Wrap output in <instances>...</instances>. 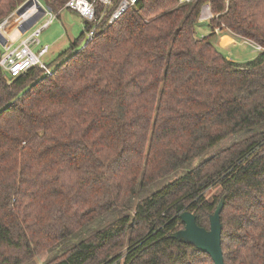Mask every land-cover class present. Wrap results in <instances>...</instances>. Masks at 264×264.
I'll list each match as a JSON object with an SVG mask.
<instances>
[{
  "label": "trees",
  "instance_id": "trees-1",
  "mask_svg": "<svg viewBox=\"0 0 264 264\" xmlns=\"http://www.w3.org/2000/svg\"><path fill=\"white\" fill-rule=\"evenodd\" d=\"M24 1L0 0V22ZM119 1L95 0L48 74L0 71V264L109 215L43 264H214L170 233L183 210L209 227L221 196L224 263L264 264V0H138L109 22ZM216 27L261 50L230 59Z\"/></svg>",
  "mask_w": 264,
  "mask_h": 264
},
{
  "label": "rangeland",
  "instance_id": "rangeland-1",
  "mask_svg": "<svg viewBox=\"0 0 264 264\" xmlns=\"http://www.w3.org/2000/svg\"><path fill=\"white\" fill-rule=\"evenodd\" d=\"M23 3V2H22ZM20 3V5L22 4ZM39 3L43 5L42 1L39 0ZM19 6V5H18ZM33 6V5H32ZM15 10V9H14ZM207 11V12H205ZM202 14L200 16V19L195 23V35L197 37H201L204 35H208L209 32L211 31V28L208 26V21L206 14H209L208 8H203L201 10ZM60 17L57 19L54 18V20L51 22L50 26L47 28H43L42 31H39V35L37 38L40 39V42L37 44H33L31 48H33L34 51H38L39 49V44L44 45L48 44L49 45V51L47 54L42 56V61L48 64V62H51V60L54 59V57L64 48L69 44V37L70 38H75L78 37L80 30L82 28V17L81 15H77L73 11H70L68 8H63L61 12H59ZM19 16L15 14L14 11H12L6 18L0 22V27L3 22L8 21L9 23L6 22V25L3 26L5 27L4 33L2 30H0V33H3V36L6 38V36H9L11 39L16 36L12 31L13 27L16 25L17 19ZM35 16L30 17L32 19ZM46 17H43L39 19L33 26L30 27V29L27 31L28 33H31V31L36 29V27H40L42 22H44ZM14 19V20H12ZM28 19V21H30ZM21 23V22H20ZM11 26V27H10ZM10 27V28H9ZM55 27L59 28L61 31L64 32L63 38L56 42L55 44L51 45V43H48V39H45L47 36H51L55 33ZM24 28V23L23 27ZM27 28V27H26ZM1 29V28H0ZM12 33V34H11ZM6 35V36H5ZM211 41L215 46L224 54L227 55L230 59L238 61V62H243L245 60H248L250 58H253L256 56V54L261 50V48L258 49L257 45L250 41L249 39L245 37H241L237 34H232L229 32L226 28L222 29L221 31L216 30V33L211 37ZM0 47L3 48V46L0 44ZM231 137H237L236 136H228V138L222 140L220 144L218 143L216 146H214L209 153H207L205 157L210 156L214 151L225 147L228 145V143L231 142L232 138ZM199 159L196 158L195 163ZM206 196L210 199L214 196L218 195V190L217 187L213 188H208L205 191ZM135 199L134 201H136ZM113 216V217H111ZM116 217V216H115ZM114 219V215H109L106 216L104 219H102V223L98 224L97 223H89L84 226L83 229L80 231H77L71 235H69L67 238L63 239L62 241L58 242L55 245H52V247H49L45 250L39 251L35 256H31L29 258H26L22 253H14L22 258L24 260L20 264H43L45 262H48L52 260V258L62 251H64L66 248H68L70 245L76 243L78 240L82 239L87 235L89 232L92 230H95L99 227H101V224L110 222ZM44 248V247H42ZM124 249V248H123ZM121 249V250H123Z\"/></svg>",
  "mask_w": 264,
  "mask_h": 264
},
{
  "label": "built area",
  "instance_id": "built-area-1",
  "mask_svg": "<svg viewBox=\"0 0 264 264\" xmlns=\"http://www.w3.org/2000/svg\"><path fill=\"white\" fill-rule=\"evenodd\" d=\"M103 5L108 6L111 4L112 0H99ZM138 0H120L117 4V6L113 9L111 12V16L109 18V22H112L115 18H117L124 10L127 9L128 6L134 4ZM181 1H189V0H181ZM39 2V1H38ZM94 2L95 0H67L63 7L70 9L71 11L75 12L78 15H81L82 18L90 21L98 20L96 18V15L94 14ZM40 4V3H39ZM42 6L43 11L39 10L38 8H35L32 10V12L28 15V10L23 13L21 16L22 19H25L23 22L27 21L30 16H35L40 14V11L42 14L46 16V19L44 22L40 25V27L36 28L34 30L35 34H39L40 29L47 26L49 23H51L54 18L57 17V13L52 12L47 5ZM96 25V24H95ZM95 25L91 27L89 30H87L86 33V41L89 40L92 35L94 34ZM216 30H218V27H216ZM32 40V39H31ZM34 42H37V39L34 40ZM30 42L27 43V41L21 40L18 43L10 44L5 43L3 46V52L0 55V71H8L11 75V77H14L15 75H18L19 73L27 70L33 65H39L45 70V73L48 74L50 72V68L47 67L45 62L42 61V56H44L48 51L47 45H41L38 49V51H34L33 48H30L29 45ZM258 48H260V45H258Z\"/></svg>",
  "mask_w": 264,
  "mask_h": 264
},
{
  "label": "water",
  "instance_id": "water-1",
  "mask_svg": "<svg viewBox=\"0 0 264 264\" xmlns=\"http://www.w3.org/2000/svg\"><path fill=\"white\" fill-rule=\"evenodd\" d=\"M35 4V6L43 11L42 6H40L38 0H26L21 5L17 6L14 10L16 15H22L30 7ZM35 20V17L30 19V21H25L24 26L29 28L30 25ZM8 40L0 33V44L4 45ZM30 44V43H29ZM5 76L10 79V73L4 71ZM224 197L221 196L216 203L214 211L208 216L209 227H205L196 223L195 215L189 210H183L179 214L180 221L183 223L182 228L175 230L170 233L172 238L180 241L188 242L193 244L198 250L206 252L211 256L214 264H225L224 256L222 255L221 248V228L222 223L220 222V213L223 208Z\"/></svg>",
  "mask_w": 264,
  "mask_h": 264
},
{
  "label": "crops",
  "instance_id": "crops-1",
  "mask_svg": "<svg viewBox=\"0 0 264 264\" xmlns=\"http://www.w3.org/2000/svg\"><path fill=\"white\" fill-rule=\"evenodd\" d=\"M44 6V5H43ZM206 9H207V7H206ZM62 10H59L58 11V13L56 14L57 15V19L60 17V15H59V12H61ZM71 11V10H70ZM205 12H207V11H205ZM208 12H209V8H208ZM75 13V12H74ZM210 13V12H209ZM78 15V14H77ZM207 16L209 17V14H207ZM206 16V17H207ZM43 17H46L44 14H42L41 13V11H40V14L39 15H37V17H35V20L33 21V23L30 25V27L31 26H33V24H35L39 19H41V18H43ZM46 19V18H45ZM83 19L84 18H82V27H83ZM200 19V18H199ZM207 20H208V18H207ZM43 23V22H42ZM53 23V22H52ZM50 24L51 23H49L47 26H45V27H43V28H47L48 26H50ZM30 27L29 28H26L25 26H24V28L23 29H21L20 31H18L17 32V34H16V36H14V38L13 39H11L9 36H6V38H7V40H8V43H10V44H15V43H18V42H20L21 40H24L25 39V41H27V43L28 42H30V48L32 47V45L35 43V44H37V43H39L40 42V39L39 38H37V36L39 35V34H35V32L32 30L31 31V33H28L27 31L30 29ZM36 28H38V27H36ZM43 28H41L40 29V31H42V29ZM82 29V28H81ZM224 29V28H223ZM227 29V28H226ZM35 30V29H34ZM229 32H231L232 34H234L231 30H229V29H227ZM221 31V30H220ZM80 32H81V30H80ZM63 36H64V32L63 31H61L58 27L56 28L55 27V33L53 34V35H51V36H47L45 39H48L49 41H48V43H51V45H53V44H55L56 42H58L59 40H61V38H63ZM32 39V40H31ZM35 39H37V42H34V40ZM74 38H70L69 37V42H71L72 40H73ZM251 41V40H250ZM44 45H47L48 46V48H49V45L48 44H44ZM41 45L39 44V47H40ZM257 47H258V45H257ZM261 48V47H260ZM50 49V48H49ZM49 49H48V51H49ZM259 49V48H258ZM47 51V52H48ZM47 54V53H46ZM225 56H227V55H225ZM228 57V56H227Z\"/></svg>",
  "mask_w": 264,
  "mask_h": 264
},
{
  "label": "bare ground",
  "instance_id": "bare-ground-1",
  "mask_svg": "<svg viewBox=\"0 0 264 264\" xmlns=\"http://www.w3.org/2000/svg\"><path fill=\"white\" fill-rule=\"evenodd\" d=\"M35 8H37V7L35 6V4H33V6H31L30 9L28 10L27 14H28V13L30 14V13L32 12V10H34ZM29 14H28V15H29ZM18 16H19V17L16 18V19H17L16 25L13 27V30H12V31H14L13 33H14L15 35L17 34L18 31H20V30L22 29V27H23V23H24L23 21L26 19V18H25V19H22L23 17H22L21 15H18ZM30 17H31V16H30ZM28 19H30V18H28ZM12 20H14V19H12ZM6 22L9 23L8 21H5V22L2 23V25H1V27H0V28H1L0 30H2L3 33H4V31L6 30L5 27H3V26L6 25ZM20 22H21V23H20ZM10 27H11V26H10ZM10 27H9V28H10ZM3 33H2V34H3ZM11 34H12V33H11ZM5 36H6V35H5ZM10 76H11V75H10Z\"/></svg>",
  "mask_w": 264,
  "mask_h": 264
}]
</instances>
